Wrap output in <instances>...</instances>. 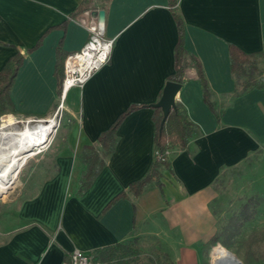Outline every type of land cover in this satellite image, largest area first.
Instances as JSON below:
<instances>
[{
	"label": "crops",
	"instance_id": "crops-1",
	"mask_svg": "<svg viewBox=\"0 0 264 264\" xmlns=\"http://www.w3.org/2000/svg\"><path fill=\"white\" fill-rule=\"evenodd\" d=\"M85 3L0 0V72L24 54L10 92L19 115L54 113L58 61L63 76L67 55L89 39L82 21L96 20L93 11L105 10L106 34L116 37L110 61L65 100L66 122L44 154L50 176L0 222V264H62L76 249L90 253L133 237L142 249H161L174 264H205L212 255L205 256V243L220 230L213 207L216 181L226 169L248 163L252 179L264 183V88L237 93L230 60L234 44L246 53L262 52L264 69V0H177L184 47L200 60L216 111L204 101L188 57L176 101L198 132L188 149H171L169 167L160 168L162 188L153 181L139 196L128 187L151 169L154 109L143 107L124 119L114 152L83 193L81 153L131 105L160 100L175 71L178 27L170 0H91L78 11ZM123 191L128 197L106 209Z\"/></svg>",
	"mask_w": 264,
	"mask_h": 264
},
{
	"label": "trees",
	"instance_id": "trees-1",
	"mask_svg": "<svg viewBox=\"0 0 264 264\" xmlns=\"http://www.w3.org/2000/svg\"><path fill=\"white\" fill-rule=\"evenodd\" d=\"M91 0H86L84 7L78 11L86 10ZM177 0H170V8L173 10V15L178 27L179 39L174 50V68L175 71L167 79L180 84L185 82V73L187 69V58L190 57L193 65L197 69L198 77L201 82L204 101L209 107L215 110L214 104L211 101V89L205 77L200 60L190 54L184 47V22L182 17L176 12L175 8ZM70 19L75 18L74 13L69 16ZM41 44V40L32 48L27 49L31 52ZM61 47L58 48V56L61 55ZM24 59L23 53H18L11 58L0 72V111L12 110L13 104L10 98V92L14 83L15 77ZM61 60V57H60ZM230 60L231 69L237 78L236 92L244 93L256 88H264V69L261 67L263 60L262 52L246 53L234 44H230ZM62 66L58 61L57 76L59 79V95L61 94L62 82ZM163 94H160V98ZM149 107L154 109L155 134L154 146L155 156L150 171L141 179L132 182L128 191L134 196H139L146 187L153 181L162 188L163 184L160 180L162 173L161 166L169 167L168 161L162 160L159 155H163L167 149L180 148L188 149L190 139L198 132L196 125L188 116L187 110L180 103L173 107L162 125L163 112L161 108H156L153 104H133L126 109L105 131L101 132L97 141L93 145H86L81 153L82 160L86 164V169L83 173L82 185L80 193L86 191L95 178L99 175L106 164V159L114 152L117 144V132L124 119L137 109ZM159 154V155H158ZM128 197V192L123 191L112 199L106 209L114 204L118 199ZM135 210V205H134ZM214 241H218L216 238ZM140 238L133 237L132 239L99 247L89 254L93 257L95 263L102 264H141L143 249L139 245ZM169 259V264H174L169 255L164 253Z\"/></svg>",
	"mask_w": 264,
	"mask_h": 264
},
{
	"label": "rangeland",
	"instance_id": "rangeland-1",
	"mask_svg": "<svg viewBox=\"0 0 264 264\" xmlns=\"http://www.w3.org/2000/svg\"><path fill=\"white\" fill-rule=\"evenodd\" d=\"M60 99L59 97L51 116L59 109ZM66 113L65 103L58 113V129L65 124ZM29 117L12 110L0 111V123L16 120L22 126L25 121L31 119ZM38 118L53 117L35 119ZM44 154L45 150L30 158L21 169L14 187L7 194L0 195V222L5 215L17 210L26 198L33 196L50 176L52 169L46 167ZM247 164L240 168L226 169L216 181L217 197L213 207L220 230L215 235L217 242L210 240L205 243V256L212 254L211 260L205 264H215L216 253L225 250L233 253L241 264H264V183L258 182L259 179H252ZM249 166L251 168V162ZM244 172L248 179H243ZM168 261L161 249L143 248L141 264H169Z\"/></svg>",
	"mask_w": 264,
	"mask_h": 264
},
{
	"label": "bare ground",
	"instance_id": "bare-ground-1",
	"mask_svg": "<svg viewBox=\"0 0 264 264\" xmlns=\"http://www.w3.org/2000/svg\"><path fill=\"white\" fill-rule=\"evenodd\" d=\"M59 123L56 118L34 121L22 126L16 120L0 123V195L7 194L30 158L46 148ZM233 264L236 259L228 251L216 253L215 264Z\"/></svg>",
	"mask_w": 264,
	"mask_h": 264
},
{
	"label": "built area",
	"instance_id": "built-area-1",
	"mask_svg": "<svg viewBox=\"0 0 264 264\" xmlns=\"http://www.w3.org/2000/svg\"><path fill=\"white\" fill-rule=\"evenodd\" d=\"M82 22L89 31V39L80 50L71 52L67 55L61 82L60 106L53 116H49L47 118L53 117L57 119L58 113L60 109L63 108L70 90L75 87L83 88L92 76L111 59L116 37H109L106 34V23L104 17L101 16L97 17L96 20H84ZM29 118L33 121L44 119L38 118L36 120L35 118L37 117L35 116H30ZM57 130L58 127L56 131ZM52 139L48 146L42 151L46 150L51 145ZM170 151V149H167L163 155H158L162 158V160H166ZM62 264L102 263H95L93 257L88 252L76 249L70 254L68 259L62 262Z\"/></svg>",
	"mask_w": 264,
	"mask_h": 264
},
{
	"label": "water",
	"instance_id": "water-1",
	"mask_svg": "<svg viewBox=\"0 0 264 264\" xmlns=\"http://www.w3.org/2000/svg\"><path fill=\"white\" fill-rule=\"evenodd\" d=\"M105 14H106L105 10L93 11V15H95L97 17L103 16L104 20H105ZM181 88H182V84H180V83H177L174 81L166 82V85L163 89V94H162L160 100L153 104L154 107L161 108V110L163 112L162 125L164 124L165 120L167 119L171 109L176 106V104H177L176 96L179 93ZM231 254L234 257V259H236V262H234L233 264H241V261L233 253H231ZM216 264H226V263L217 262Z\"/></svg>",
	"mask_w": 264,
	"mask_h": 264
}]
</instances>
